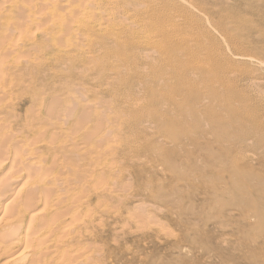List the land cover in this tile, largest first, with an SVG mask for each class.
<instances>
[{
	"label": "rangeland",
	"instance_id": "obj_1",
	"mask_svg": "<svg viewBox=\"0 0 264 264\" xmlns=\"http://www.w3.org/2000/svg\"><path fill=\"white\" fill-rule=\"evenodd\" d=\"M5 1L0 134L56 164L36 264H264V0ZM28 161L0 172V218Z\"/></svg>",
	"mask_w": 264,
	"mask_h": 264
},
{
	"label": "bare ground",
	"instance_id": "obj_2",
	"mask_svg": "<svg viewBox=\"0 0 264 264\" xmlns=\"http://www.w3.org/2000/svg\"><path fill=\"white\" fill-rule=\"evenodd\" d=\"M1 1H4V0H1ZM0 1V2H1ZM10 1V0H9ZM17 1V0H16ZM39 2V0H34L32 3L34 4L33 6H34V9H36V8H38V7H40L39 5L37 6V3ZM5 3H8V1L6 0L5 1ZM4 3V4H5ZM101 4V2H95V5L98 7L99 5ZM156 4V3H155ZM10 5V4H9ZM156 7H158V6H156ZM170 7V6H169ZM0 8H1V11H2V5H1V3H0ZM155 9V8H154ZM158 12V11H157ZM163 13H161L162 14V16L164 17H169V18H171L172 16L174 17V15L169 11V13H167V11H162ZM74 13H75V11H74ZM35 15V14H34ZM55 14H54V17H52V19H53V24L54 25H58V28L60 29V30H63V28L60 26V20H55L54 18H55ZM128 16V15H127ZM171 16V17H170ZM33 17V16H32ZM129 17V16H128ZM126 18L125 20L127 21V19H129V21H130V18ZM159 17L160 18H158V20H160V21H158V20H155L154 18L152 19H150V21L147 23V27H148V29H150L149 30V32L152 30V29H156V30H158V31H161V33H159L158 31H155V33H154V36H153V40H155V41H157V42H159V41H161V42H163V40L165 39V38H167L168 36H169V34L167 33V32H164L162 29H160V28H162V27H160L161 25V16H160V13H159ZM173 17H172V19H173ZM148 19V20H149ZM132 21V20H131ZM75 23H78L77 21H75ZM80 23H85V22H83V21H80ZM129 23V22H128ZM169 25V24H168ZM172 26V25H171ZM10 29H11V27H9ZM169 28V27H168ZM170 29V28H169ZM145 30H146V28H145ZM144 30V31H145ZM9 31H11V30H9ZM153 31V30H152ZM5 32V31H4ZM12 32V31H11ZM11 32H9V33H11ZM147 32H148V30H147ZM172 33V32H171ZM145 34H146V31H145ZM136 35V34H135ZM147 35L148 36H150L148 33H147ZM173 34H171V36H172ZM4 36H5V34H4ZM6 36H7V31H6ZM139 36V35H138ZM138 36H136V38H138ZM170 36V37H171ZM0 37H2L3 39H4V37L3 36H0ZM141 37V36H140ZM1 38V39H2ZM149 39H150V37H148ZM138 40H140L141 41V39H139L138 38ZM138 40H136L137 42H138ZM142 41H144V39L142 40ZM149 41V40H148ZM136 42V43H137ZM154 42V41H153ZM152 42V43H153ZM146 43H147V41H146ZM151 43V44H152ZM138 44V43H137ZM140 44H142V43H140ZM150 44V43H149ZM144 45V44H143ZM142 45V46H143ZM157 45V44H156ZM147 46V45H146ZM3 55V54H2ZM1 56V55H0ZM1 59H2V56L0 57ZM110 61H112V62H109V66H108V64L107 65H105L106 67H105V69H102L101 71H99V75H103V74H105L106 72H107V70L109 69V67H110V65L113 63V64H116V65H118V63H119V60H118V58H116V57H113V56H111V59H110ZM204 64V63H203ZM1 78H0V80L2 79V77L3 76H0ZM5 78V77H4ZM2 81V80H1ZM0 81V82H1ZM5 84H7V83H5ZM4 87V86H3ZM1 90V89H0ZM2 91V90H1ZM1 94H2V92H1ZM8 95H9V93H8ZM5 98H7V95L6 94H4L3 96H0V102H2L3 101V99H5ZM5 100H7V99H5ZM12 100V99H11ZM11 100L9 101V102H11ZM7 102V101H6ZM14 103V102H13ZM8 104V103H7ZM7 104H5V105H7ZM9 105V104H8ZM1 118V117H0ZM1 120V119H0ZM2 121V120H1ZM0 121V122H1ZM1 124V123H0ZM3 128V127H2ZM4 128H6V127H4ZM7 129V128H6ZM3 136H6L7 137V139H8V136H9V138H11V141H9V142H7L6 140L7 139H5ZM24 139V138H23ZM7 142V143H4L5 141ZM9 140V139H8ZM45 141V142H44ZM43 141V143H47L48 144V140H44ZM19 142H21V140L19 141ZM19 142H18V137H17V134L16 135H13V134H11V136H10V134L8 135V134H0V149L2 150L3 148H5V152L2 154L1 152H0V172L1 171H3V169H6V172H5V170H4V174H3V178L4 177H6V175H7V172H8V170H7V167H8V169L10 170V168H15L17 165L18 166H21V168H23V171H25L26 170V168H28V166H29V161H28V159L29 160H32L31 161V166H30V170L28 171V177H27V182L25 183V182H23V184H22V186L21 187H23V189H22V194H21V196H26V202L24 201H22L21 203H19L18 205H14V204H7L6 205V208H4L3 207V209H4V213H3V215H2V217L0 218V224H2L3 226L0 228V232H3L4 230H11V234L13 235H11L12 237H13V240H16L17 238H19L18 236H20V235H22L21 233H23V232H25L26 234H25V238H21V236H20V238L21 239H19L18 241H14L13 242V240L11 241L10 239H12V238H10L9 239V242H6L5 241V243H1V241H0V260H2L1 261V263L0 264H33L35 261H38V260H40V258H42L43 257V252H44V250L42 249V248H44L45 247V242H44V240L43 239H41V237L40 236H42V235H40L39 237H37V236H32L31 235V233L32 232H34V233H32V234H38V233H40L41 234V232H39V231H41V230H48V228H47V224H49V220H48V222H47V219H46V221H45V216L43 217V215L42 214H44L43 212H45V211H47L48 212V210H50V209H52V207H53V205L54 204H52V195H51V197H50V194H52V193H49V194H46V190H47V186L45 187V183H46V185H47V183H48V181L47 180H49V179H51L52 180V176H53V171H51V170H53V168L55 169V167H56V164L54 163V166H52L51 167V165H45V166H42V165H40V163L42 162H45V161H47L48 160V158H49V153H44V152H46V148L44 149V150H42V151H39L38 149H36V146H37V143L39 142V141H33V142H31V141H28V140H24V141H22L21 143H22V145L20 146V145H17V144H19ZM4 143V144H3ZM20 143V144H21ZM42 143V142H41ZM51 143H53V141L51 142ZM16 145L18 146V147H16ZM48 151V150H47ZM13 154H15V155H13ZM40 154H44V155H40ZM27 157L28 159H25V160H22V158H24V157ZM41 156H44V157H41ZM33 160H38V161H35L34 163H33ZM6 161H11V163L9 162V164H10V166H7V165H9V164H7L6 163ZM16 165V166H15ZM48 167V168H47ZM50 167L52 168L51 170H50ZM19 168V171L21 170V168L20 167H16V169H18ZM28 170V169H27ZM23 171H21V172H23ZM20 172V173H21ZM10 173V172H9ZM12 173H14V172H12ZM19 173V172H18ZM19 173V174H20ZM54 175L55 176H57L55 173H54ZM9 176H10V174H9ZM13 178V177H12ZM24 178H25V176H24ZM56 178V177H55ZM5 179V178H4ZM7 179V178H6ZM11 179V178H10ZM9 180V179H8ZM5 181V180H4ZM11 181V180H10ZM13 181V180H12ZM19 181H20V179H19ZM50 181V180H49ZM60 181V180H59ZM12 183V182H11ZM58 183V182H57ZM5 184H6V182H5ZM61 184V183H60ZM2 184H0V186H1ZM21 185V184H20ZM3 186V185H2ZM5 186V185H4ZM1 188V187H0ZM3 188V187H2ZM25 188H27V190H25L24 191V189ZM52 188V191L54 192V190L53 189H55V188H53V187H51ZM50 188V189H51ZM32 189L33 190H36V191H40L41 192V195H40V197L38 198L39 200L38 201H36L35 202V204L36 205H33L32 207L30 206L29 207V205L28 204H30L29 203V201H30V199H28L27 197L30 195L29 193H30V190H31V192H34V191H32ZM18 190H20V189H18ZM4 191H5V189L3 188V189H0V194L1 193H4ZM24 191V192H23ZM39 192V193H40ZM20 193V192H19ZM12 194V193H11ZM10 194V195H11ZM35 194V193H34ZM45 194V195H44ZM5 195V194H4ZM4 195H0V196H4ZM20 195V194H19ZM18 195V197H19V199H20V196ZM33 196V195H32ZM6 197V196H5ZM10 197V196H9ZM16 197H17V195H16ZM30 198V197H29ZM32 198L33 197H31V200H32ZM0 199H2V198H0ZM5 199V198H4ZM3 199V200H4ZM28 199V200H27ZM48 199L50 200V201H48ZM22 200V199H21ZM21 200H19V201H21ZM35 201V200H34ZM3 202V201H2ZM32 202V201H31ZM10 203V202H9ZM55 203V202H54ZM3 203H1V200H0V206L2 205ZM10 205V206H9ZM5 206V205H4ZM25 206H27V208L25 207ZM25 207V208H24ZM55 210V209H54ZM50 213V212H49ZM58 212H56V214H57ZM47 214V213H46ZM51 214V213H50ZM55 214V213H54ZM54 215V217L55 216H58V215ZM50 217H51V215H50ZM56 219H57V217H56ZM55 219V220H56ZM51 220V219H50ZM54 219H52V221H53ZM137 220L139 221V220H142V218L141 217H138L137 218ZM45 222H47V224H45ZM51 223V222H50ZM52 224H53V222H52ZM51 226V225H50ZM59 228V227H58ZM58 228L56 229V230H58ZM37 231V233H35ZM53 231V230H52ZM10 233V232H9ZM48 233H49V231H48ZM30 235H31V237H32V239H30L31 237H30ZM10 236V237H11ZM30 237V238H29ZM33 238H35V239H33ZM57 238V237H56ZM8 239V238H7ZM8 241V240H7ZM2 242H4V241H2ZM17 242V243H16ZM36 242V243H35ZM21 243H25L26 244V246L25 247H23V248H18V246H19V244H21ZM24 244V245H25ZM29 244H32V246H30ZM53 249V248H52ZM51 249V250H52ZM45 252H47L48 253V251H45ZM44 252V253H45ZM72 252V251H71ZM71 252H70V254H67V253H58V254H56V256H54L55 258H53L54 259V261L56 262V260L57 261H59V262H56L57 264H61V263H65V262H67L68 263V261H70V262H74V261H76L77 259H79L80 258V255H78L79 254V252L78 253H76V252H74V253H76V254H74V253H72L71 254ZM85 255V254H84ZM83 255V256H84ZM44 256H46V255H44ZM79 257V258H78ZM84 258V257H83ZM86 258V257H85ZM89 257H87V261H89L90 260V258L88 259ZM56 259V260H55ZM50 260H52V259H50ZM81 260V259H80ZM40 262H41V260H40ZM63 263V264H64ZM35 264H36V262H35Z\"/></svg>",
	"mask_w": 264,
	"mask_h": 264
}]
</instances>
